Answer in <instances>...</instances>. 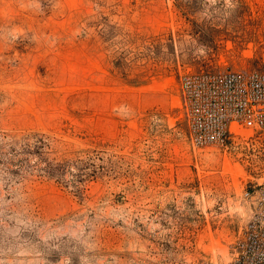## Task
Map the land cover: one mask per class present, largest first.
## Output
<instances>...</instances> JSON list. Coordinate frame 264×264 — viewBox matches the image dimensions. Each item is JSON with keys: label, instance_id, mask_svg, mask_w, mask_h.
Returning <instances> with one entry per match:
<instances>
[{"label": "rangeland", "instance_id": "rangeland-1", "mask_svg": "<svg viewBox=\"0 0 264 264\" xmlns=\"http://www.w3.org/2000/svg\"><path fill=\"white\" fill-rule=\"evenodd\" d=\"M206 1L0 0V264H227L264 134L193 150L178 76L263 67L264 0Z\"/></svg>", "mask_w": 264, "mask_h": 264}, {"label": "built area", "instance_id": "built-area-1", "mask_svg": "<svg viewBox=\"0 0 264 264\" xmlns=\"http://www.w3.org/2000/svg\"><path fill=\"white\" fill-rule=\"evenodd\" d=\"M178 109L193 150L223 146L240 130L264 134V66L188 71L178 76ZM243 220L227 264H264V178L243 196Z\"/></svg>", "mask_w": 264, "mask_h": 264}, {"label": "trees", "instance_id": "trees-1", "mask_svg": "<svg viewBox=\"0 0 264 264\" xmlns=\"http://www.w3.org/2000/svg\"><path fill=\"white\" fill-rule=\"evenodd\" d=\"M175 1V8L183 15H191V16H197L200 12L203 11L204 7L203 5L204 4H207L208 1L206 0H174ZM232 3H234V5L236 6V11L238 12L237 14H240V15H244V13H246L247 11V5L245 3L244 0H230ZM211 26L210 25H204V24H201V26H199V29H202V30H210ZM213 30V29H211ZM114 33V32H112ZM111 36H108L107 39H110ZM122 54V53H121ZM121 54L120 55H116L118 58H116V60L114 61V64H115V67L116 68H122L125 66V62L120 58L121 57ZM150 77H147V78H132V79H129V84L130 85H142V84H146V81L149 80ZM43 141V140H41ZM39 142V144L42 145V142ZM40 147V145H39ZM38 148V147H36ZM36 152V151H35ZM68 160H62L60 162H57L53 165V168L51 170L48 171L49 173V176L52 177V178H62L63 181L64 180V174H65V164ZM83 170V169H82ZM74 174H78L79 177L82 174V171H79V172H76ZM66 183L68 181H65ZM71 183H75L74 181L71 182ZM77 193L79 192L78 190H75Z\"/></svg>", "mask_w": 264, "mask_h": 264}]
</instances>
